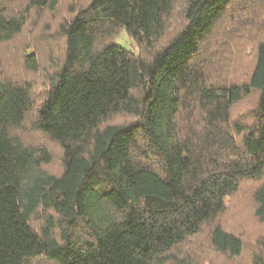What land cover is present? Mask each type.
Segmentation results:
<instances>
[{"label":"trees","instance_id":"trees-1","mask_svg":"<svg viewBox=\"0 0 264 264\" xmlns=\"http://www.w3.org/2000/svg\"><path fill=\"white\" fill-rule=\"evenodd\" d=\"M0 264H264V0H0Z\"/></svg>","mask_w":264,"mask_h":264},{"label":"rangeland","instance_id":"rangeland-1","mask_svg":"<svg viewBox=\"0 0 264 264\" xmlns=\"http://www.w3.org/2000/svg\"><path fill=\"white\" fill-rule=\"evenodd\" d=\"M66 5H64L60 11L55 14V15H46L44 23L48 22L52 26H57L61 19H65L67 12H66ZM59 15V18H58ZM56 46L54 49H58L59 53L62 52V47H63V41L61 39H57L54 41ZM115 45L121 46L125 49L131 48L134 49V46L132 45L131 40L129 39L127 33L124 31L114 42ZM250 49L246 50L243 52V54L237 55V73L238 75H242L244 73H247L249 71L250 65L253 62V57L250 55ZM9 54H7V59L5 60V66L9 68L11 65H6V63H11L9 61L8 57ZM13 65V64H12ZM12 68L14 66H11ZM49 64L46 63L44 65V68L42 71H45L49 68ZM248 67V68H247ZM16 71H21L20 67L16 65L15 67ZM19 69V70H18ZM24 78H31L27 73L23 76ZM246 76H244L245 78ZM34 81V89L36 93H40L43 89L41 84V76L38 77L37 79L32 78ZM249 106L252 108L253 106V100L249 104ZM17 133L20 134V136L24 139V141L27 144H33V145H39L45 143L44 139L36 132L35 126L32 120H29V123L21 130V131H16ZM52 150V149H51ZM52 156H53V163L51 165L50 171L56 172L59 171L62 167L61 163V155L60 153L56 150L53 152L52 150ZM255 186L253 184H246L243 188V190L240 192V194L230 200L229 202V208L227 211V214L224 216V224H230V226L234 223H241L243 222L241 219L247 220L249 224L253 223L251 222V211H252V196H253V191H254ZM238 229L242 228L241 226H236Z\"/></svg>","mask_w":264,"mask_h":264}]
</instances>
